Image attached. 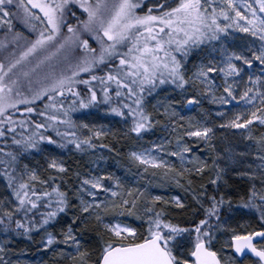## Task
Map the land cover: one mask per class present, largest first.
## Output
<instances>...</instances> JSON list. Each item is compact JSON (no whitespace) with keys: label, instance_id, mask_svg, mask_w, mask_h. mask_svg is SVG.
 Segmentation results:
<instances>
[{"label":"snow or ice","instance_id":"6c2138e0","mask_svg":"<svg viewBox=\"0 0 264 264\" xmlns=\"http://www.w3.org/2000/svg\"><path fill=\"white\" fill-rule=\"evenodd\" d=\"M0 28L6 30L0 40V232L6 238L41 235L46 249L66 246L57 255L68 264H264V136L255 167L236 173L249 186L235 193L234 209L233 196L221 191L224 169L211 156L213 127L191 118L185 126L174 107L238 100L242 106L220 127H264V0H0ZM239 33L254 39L237 49L228 37ZM161 85L181 97L153 105L174 126L169 154L180 167L152 149L129 158L144 172L163 169L172 184L192 193L195 208L185 224L174 215L188 208L184 197L154 194L151 182L127 187L111 172H77V183L69 184L66 163L46 151H115L96 142L107 137L106 126L82 118L91 114L83 110L101 106L122 118L124 135L141 138L158 122L146 98ZM185 138L202 142L211 163ZM152 148L166 151L163 144ZM34 153L46 154L48 175L25 163ZM206 173L211 190L205 183L194 189ZM241 209L249 220L233 224ZM0 252L7 255L6 246ZM0 264L11 261L0 256Z\"/></svg>","mask_w":264,"mask_h":264},{"label":"rangeland","instance_id":"374dc122","mask_svg":"<svg viewBox=\"0 0 264 264\" xmlns=\"http://www.w3.org/2000/svg\"><path fill=\"white\" fill-rule=\"evenodd\" d=\"M16 29L24 31L23 25L20 23L15 26ZM3 30V28H0ZM6 30H4L5 32ZM26 31V30H25ZM4 32L0 35V40L4 39ZM254 39L248 34L239 33L235 37H228V43L234 45L239 49V46L245 43V41ZM0 57L3 59L4 54L0 52ZM196 54L190 57L189 67H191V61L195 60ZM171 85H161L155 93L146 98L147 111L152 112L155 116L157 123L153 124L152 129L148 130L139 139L135 138V134L132 136L124 135V131L127 127L123 123L122 118L115 116V114L106 111L104 106L99 108H93L90 110H83L90 112L87 117H82L85 122L94 124L97 127L106 126L108 134L102 141H96L100 144H110L115 151H110L107 148L97 147L94 150H89L86 153H81L71 149H59L56 146H49L47 153H51L58 158L62 159L65 163L69 162L70 172L66 174L65 179L69 184L77 183L76 173L81 175L91 173L93 175H103L104 173L111 172L120 177L122 182L127 187H137L139 185H149L151 182V190L154 194L162 195L165 198H169L173 195H180L185 199L192 200V193L185 192L182 188L176 187L172 184L171 180L163 175V169H152L149 166L148 171L144 172L137 165L134 164L130 158L129 153L131 151H139L142 149H152L154 155H160L167 157L168 161L180 167V162L176 157L171 156L169 153L175 150L176 135L177 133L171 132V128L174 127L162 114H156V109L153 105L157 102L160 104H168L172 101L180 100L179 90L173 91ZM219 94V93H218ZM242 106V101H233L228 105L212 104L209 99L205 98L201 101L200 105L185 106L183 103L176 104L177 111L180 112L186 120L187 118L195 120H206L208 125L214 129V138L212 143L215 146L216 151L211 153V156H215L221 169H224L222 176H231L241 178L237 175V172H243L248 170V165L252 164L255 167L256 155L259 149V140L264 136V127L259 126L256 122L250 129L237 130L229 127H220L221 124H225L230 119L235 110ZM206 110V111H205ZM163 109H160L162 113ZM223 111L225 115L221 118L217 113ZM21 115V114H19ZM179 134H183L179 129ZM251 134V138L249 135ZM185 140L193 147L196 155L201 156L202 159L208 160L211 163V156L206 146L201 143H196L194 140L185 138ZM170 141V143H165ZM163 144L166 151L158 153L156 149L152 148V144ZM28 163L30 167L38 168L41 175H48L46 154L34 153L28 157ZM188 166V165H186ZM153 171L156 175H152ZM214 175V174H213ZM211 177L209 174H205L203 179L197 178L192 187L204 183L205 180H209ZM248 182V178H244ZM4 192V182L0 178V193ZM103 197V193H101ZM193 201V200H192ZM24 236L6 238L4 233L0 232V246H6L7 255L4 252H0V256H4V259L11 261V264H68L67 261L61 259L57 253L59 247H66L60 245L55 250H49L43 247L41 243V235H35L32 240L23 239ZM24 245L31 243L32 248L28 249ZM223 243L221 240L216 246L220 247Z\"/></svg>","mask_w":264,"mask_h":264},{"label":"trees","instance_id":"16d2710c","mask_svg":"<svg viewBox=\"0 0 264 264\" xmlns=\"http://www.w3.org/2000/svg\"><path fill=\"white\" fill-rule=\"evenodd\" d=\"M71 22L72 23H75L74 20L71 21ZM13 23H14L15 26H18L20 24V22L18 20H14ZM4 30L5 29L0 30V35H1V33L4 32ZM25 30L26 29L24 28V32H26ZM22 31H23V29H22ZM0 59H2V58L0 57ZM17 115H19V114H17ZM130 136H132V135H130ZM26 161H28V159ZM66 165L69 168V172H70L69 162L66 163ZM206 181H208V180H205L204 181L205 186L206 187H209V190H211L210 189V186L208 184H206ZM225 181H226V183H225ZM219 183L221 185V191L225 192L227 195H232L233 196V200H232L233 208L234 209L238 208L239 207V204H238V196L235 193L237 192V190H239L241 193L244 190H246V187L249 186V182L246 179H244V178H236V177H231V176H223V180L222 181H219ZM195 189H198V185L195 186ZM188 201H189V206H188V208L184 212H182V213L177 212V213L174 214L175 215V220L177 222L182 223V224H185L186 221L189 218H191L192 211L195 208V202L192 201V200H189V199H188ZM245 211L246 210L241 209L240 212L236 216V220L233 221L232 223L235 224L236 221H239V222L243 223L244 221L249 220V217L246 216V215H244V212ZM253 223H255L254 220H253ZM15 237H17V236H15ZM23 239L26 240L27 238L26 237H23ZM23 246H25L28 249L32 248L31 243H29L27 245H24V243H23Z\"/></svg>","mask_w":264,"mask_h":264}]
</instances>
